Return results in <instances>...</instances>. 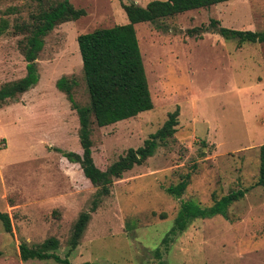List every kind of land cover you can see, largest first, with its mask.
I'll return each mask as SVG.
<instances>
[{
	"label": "rangeland",
	"instance_id": "374dc122",
	"mask_svg": "<svg viewBox=\"0 0 264 264\" xmlns=\"http://www.w3.org/2000/svg\"><path fill=\"white\" fill-rule=\"evenodd\" d=\"M60 0H0V90L27 74L24 47L33 14ZM86 10L46 36L37 58L40 79L29 90L0 100V264H63L22 260L19 245L54 236L57 253L72 264H264V188L257 184L264 144V43L227 39L211 21L264 31V0H231L136 26L154 108L100 127L93 125V158L106 170L180 109L173 138L144 164L115 178L111 194L92 213L73 251V226L93 203L98 186L62 152L83 153L79 116L57 86L66 77L80 106L90 104L78 36L129 23L124 4L153 0H70ZM191 173L177 198L166 188ZM247 189L227 216L195 218L170 243L184 200L212 205ZM158 251L160 255H158ZM70 253V254H69Z\"/></svg>",
	"mask_w": 264,
	"mask_h": 264
},
{
	"label": "trees",
	"instance_id": "16d2710c",
	"mask_svg": "<svg viewBox=\"0 0 264 264\" xmlns=\"http://www.w3.org/2000/svg\"><path fill=\"white\" fill-rule=\"evenodd\" d=\"M228 1L231 0H153L147 6H141L134 2L124 4L129 23L98 28L78 36L90 104L80 106L75 102L72 92L75 81L70 83L66 77L59 79L58 88L67 94L73 107L77 109L80 122L79 138L83 149L82 154L77 151L62 153L70 162L79 163L84 175L98 188L91 208L88 211H83L74 223L69 252H73L78 247L91 220L92 213L98 209L103 198L111 194L114 179L121 178L134 166L144 164L148 158L155 154L162 143L173 138L177 132L179 108L169 113L163 126L152 133L145 140L143 146L137 149L130 148L125 156H121L106 170L99 168L94 161L92 139L94 124L100 127L108 126L154 108L136 26L142 23L154 24L162 18L173 17L189 10L207 8ZM85 14V9L75 7L70 0H60L33 14V23L22 28L30 33L24 47V55L28 62L27 74L14 84L2 88L0 100L23 93L38 83L40 75L36 61L44 47L46 36L58 24L77 20ZM211 24L215 32L227 39H238L239 44L245 42L264 43V31L228 28L219 25L217 19H213ZM6 26L7 23L1 26L0 33ZM190 181L191 173H187L178 183L169 185L166 191L179 198L185 193ZM257 184L264 188V144L260 147V171ZM246 191L247 189L232 191L209 206H204L195 200L182 201L171 230L162 240L166 244V249H169L170 243L184 232L195 218L227 216L228 208L244 197ZM0 220L4 224L5 231L12 232L10 214L0 209ZM59 246L60 241L54 236L35 245H29L23 241L19 245L20 257L22 260L53 259L59 263L72 264L69 256L61 257L56 252ZM158 255H160L159 251ZM80 264L100 263L85 261Z\"/></svg>",
	"mask_w": 264,
	"mask_h": 264
}]
</instances>
